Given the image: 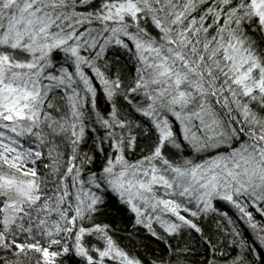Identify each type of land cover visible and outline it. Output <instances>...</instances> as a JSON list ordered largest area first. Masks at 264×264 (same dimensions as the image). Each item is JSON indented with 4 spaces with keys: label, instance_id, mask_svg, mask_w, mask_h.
Masks as SVG:
<instances>
[{
    "label": "snow or ice",
    "instance_id": "6c2138e0",
    "mask_svg": "<svg viewBox=\"0 0 264 264\" xmlns=\"http://www.w3.org/2000/svg\"><path fill=\"white\" fill-rule=\"evenodd\" d=\"M0 264H264V0H0Z\"/></svg>",
    "mask_w": 264,
    "mask_h": 264
}]
</instances>
